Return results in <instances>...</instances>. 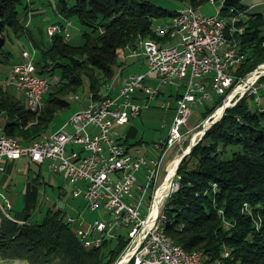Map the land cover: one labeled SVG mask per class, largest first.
<instances>
[{"label": "trees", "instance_id": "1", "mask_svg": "<svg viewBox=\"0 0 264 264\" xmlns=\"http://www.w3.org/2000/svg\"><path fill=\"white\" fill-rule=\"evenodd\" d=\"M175 1L199 7L208 0ZM243 1L225 0L222 13L244 14L237 23L243 32L236 40L246 59L235 71L244 76L264 62V14H247L249 6ZM58 2L59 23L75 22L81 43L74 44L63 34L48 43L33 41L38 50L37 74L49 82L44 108L38 114L29 111L21 96L0 84V126L25 145L48 136L56 115L69 107V96L86 91L93 92L95 99L107 96L103 90L122 66L120 51H137L142 40L166 41L152 31L153 22L176 12L152 0ZM21 4L22 0H0V72L11 59L10 45L20 37H31L20 16ZM260 98L258 105L254 95H245L226 108L180 163L178 189L164 206V232L186 251L201 252L205 264H264L262 91ZM221 101L214 96L213 106L201 114L203 120ZM10 211L0 210V262L113 264L125 245L121 240L105 241L100 247L86 248L60 210L48 209L40 220L29 212L22 221Z\"/></svg>", "mask_w": 264, "mask_h": 264}, {"label": "built area", "instance_id": "2", "mask_svg": "<svg viewBox=\"0 0 264 264\" xmlns=\"http://www.w3.org/2000/svg\"><path fill=\"white\" fill-rule=\"evenodd\" d=\"M26 1L30 5L31 0ZM217 2L219 8L212 16H203L198 7L189 4L180 10L181 17L160 24L154 20L152 31L157 36L165 38L167 27H175V36L154 41L153 47L146 46V40L140 42L139 50L134 52L142 57L145 71L128 75L116 95L95 99L93 92H87V104L50 136L25 145L8 141L0 127V171L4 170V161L12 163L27 157L34 164H47L51 172L62 174L64 181L74 186L72 196L82 198L89 211L101 213L76 230L82 244L95 248L105 241L125 242L114 264H201L199 256H186L167 242L161 231L164 200L179 186L174 182L176 174L170 180L171 189L162 188L170 169L156 188L163 155L157 159L140 153L130 155L113 130L152 108L161 90L171 84L177 85L179 94L168 137L155 145L161 153L183 141L193 130L184 131L183 127H189L194 108L214 96L223 100L218 109L221 111L247 94L254 95L261 105L264 63L244 76L235 72L246 59L236 40L243 32L237 22L244 14L224 16L222 0H212L213 4ZM179 23H187V30H180ZM71 26V20L49 25L48 39L63 34L70 40ZM37 54V48L32 46L22 50L21 60L11 66L5 79L7 87L21 94L29 111L37 103H44L49 88L48 79L37 74ZM70 99L78 102L80 95ZM161 108L167 107L162 104ZM215 113L207 121L215 120ZM201 125L205 126V122L196 127ZM153 187L156 189L151 198ZM2 198L10 211L13 203ZM66 221L70 224L74 219L67 217Z\"/></svg>", "mask_w": 264, "mask_h": 264}, {"label": "rangeland", "instance_id": "3", "mask_svg": "<svg viewBox=\"0 0 264 264\" xmlns=\"http://www.w3.org/2000/svg\"><path fill=\"white\" fill-rule=\"evenodd\" d=\"M56 1L58 2V0H37V4L40 6V8H39L40 12H38V15L34 19L33 26L37 25L38 23L40 24V27L43 31V37L42 38L44 39L43 41L46 43L50 42V40L47 39V37H48L47 36V27L49 25L57 23V21L61 19L60 16L57 15L54 11V4ZM152 1H153V4L157 5L158 7H161V8L166 9V10H170L172 12L178 11V10L182 9L184 6H186L185 4H182L181 2L175 1V0H152ZM22 2L23 3L19 7L20 16H22V14H23V10H22L23 5L24 4L26 5L27 1L25 0ZM30 2L32 3V0ZM68 2L70 3L69 0H68ZM243 4L249 6L247 14H250V13H263L264 14V0H244ZM218 6H219L218 2L213 4L210 1H207L203 5L198 7V12L200 14H202L203 16H212V15L216 14L217 9L219 8ZM162 22H163V19H157L155 21L156 24H160ZM70 28H71L70 29V35H71L70 41L74 44H80L81 43V32H80L79 27L77 26V24L75 22L72 21V26ZM32 47H35L34 43L32 44ZM132 54L135 57H132L131 56ZM14 56L15 57L7 60L6 64H4V67L0 72V84L5 85V79L7 76V70L6 69H8V67L13 62V60L16 59V54H14ZM120 58L126 64V66H124L125 67L124 68L125 73L134 72L135 70L137 71V68H138L137 66H139V63L141 62V59H142V57L137 56L135 52H133L129 49H125V51L121 50L120 51ZM87 92L88 91L78 93L80 95V101H83V100L87 101V99H88L87 98ZM109 92L110 93L112 92L110 90V86H108L107 88H105L103 90V94H107ZM71 96L68 97V100L70 102L69 107L66 108L65 110H62L61 112H59L56 115L54 122L50 126L49 132L53 133V132L60 130L61 127L65 124V122L72 116V114L77 109L76 107H78L79 101L76 102L75 100L70 99ZM213 103L214 102L212 99L208 103H206L205 105L196 106L193 110V115L191 116V118L188 122L189 127H183L184 131H186L189 128H191L193 130H191V132L189 134H187L185 136V138L183 139V141H181L178 145L171 147V148H168L163 153H161L160 150L156 149L155 145H157V143H161L162 141H165L168 137L169 130H170V124L168 121L169 120V118H168L169 110H167V109L165 110L162 108H160L159 110L145 109V110H143V112L138 117L132 119V121L130 123L132 125H135V127L138 130L136 140H140V139L144 140V142L142 144H140L138 148L141 151H150L151 156H154V157L156 156L155 159H157L159 157V155L160 156L163 155L162 171L158 177V181H157V184L155 185V187L156 186L158 187V185H160V183L163 181V178L167 175L166 173L168 172L171 164L174 163L176 161V159L182 157L181 155L184 154V152L188 149V147L191 143L199 142L200 139H202V137L204 136L205 132L209 129L208 128L207 130H205L204 126H202V125L196 127V123L202 124L205 122V125L207 123H211V120H213V118L210 121H207V120H209L210 116L212 114H214L216 110L219 109L221 104L219 107H217V109L213 113L208 115V117L206 119L203 120V118H202L203 116H201V114L205 111V109L207 107H212ZM152 104H153V102H152ZM219 119H218V121H219ZM2 121H3V119H0V122H2ZM129 126L130 125H128V124L124 125V126H119L115 130L119 134H124L128 131ZM67 130H70V129H67ZM195 134H199V135L197 136L195 141H192V138ZM120 142H124L123 139H120ZM25 167L28 168V165L27 166H22L19 164L17 165V169L21 168L22 169L21 171H23V168H25ZM37 173H38L37 166L31 165V168L28 172V175L30 176V178H34ZM43 174H44V176L48 175V177L51 178V180H54L56 183H59V186L61 189H62V187L65 189H68L67 188L68 185H66V186L64 185V182L66 184V181L63 180L62 174L51 172V170L49 168H43ZM42 180H43V178H42ZM174 182H177L176 175L174 176ZM56 186H55V188H54L55 190H54L51 188L50 185H45L41 182L38 197H37V203L35 205L34 212L32 213L33 214L32 218L34 220H40V218L43 217L46 210L51 208L53 203L59 205L60 208L63 206V204L66 201L74 203V199L71 197V194L68 193V192H70V190L65 191V194H63V196L61 198H59L58 197L59 188H56ZM155 187H153L151 192H150L151 198H152V195L154 194L155 189L157 188V187L156 188ZM19 188H20V186L18 187V189ZM169 189H171V186L169 187ZM168 198H166L164 200L165 201L164 206H165ZM80 201H82V200H80ZM3 203L4 202L2 201V198L0 197V210L2 212L6 213V212H8V209L5 208V204H3ZM23 211H24V205H23L21 198H19V200L14 204L12 211H10V213L12 216H15L16 213H20ZM86 214L93 216V214L89 213L88 210L86 211ZM95 214H97V213H95ZM96 216H98V214ZM115 261L113 262V264L115 263ZM0 264H3V261H1Z\"/></svg>", "mask_w": 264, "mask_h": 264}, {"label": "crops", "instance_id": "4", "mask_svg": "<svg viewBox=\"0 0 264 264\" xmlns=\"http://www.w3.org/2000/svg\"><path fill=\"white\" fill-rule=\"evenodd\" d=\"M22 1H25V0H22ZM69 1H70V3H74V1H76V0H69ZM26 6L27 5H25V4L23 5V8H22L23 14L21 17H22V20L24 22L25 27H27V29L29 30L31 37H27V36L20 37L19 39H16L10 45L9 49L12 52V55L10 58L12 59L13 57H15L14 54H16V59L13 60V62L8 67V69H6L7 75L9 72L8 70H10L11 66L21 60V51L22 50L30 49V47L33 44V41H40V40L43 41L44 40L42 38L43 37V31L40 27V24L38 23L37 25L33 26L34 19L38 15V12H40L39 11L40 6L37 4V0H32V3L30 5H28V7H26ZM25 8H27L26 11H24ZM61 10L62 9H61L60 3L56 1L54 4L55 13L57 15H60ZM59 21L60 20H58L57 23ZM47 39H48V37H47ZM131 56L135 57V56H133V54ZM121 64H122V66L117 71V74L115 75L112 83L110 85H108V86H110V90L112 92L107 93V95L108 94L116 95L118 90L122 86L124 80L128 77V75L133 74V73L144 72L145 68H146L143 59H141L139 66H137L138 67L137 71L135 70L134 72L125 73V71H124L125 67L124 66H126V64L122 60H121ZM15 93H16V95L21 96V94L18 93L17 91H15ZM177 94H179V90H178L177 85H175V84L168 85L167 87H165L161 90L158 97L153 101L152 108H150L153 110H159L161 108V105L165 104V106L167 107L166 109L169 110V112H168L169 120L168 121H169L170 126H171L173 117L175 115V103H176ZM86 104H87L86 100L79 101L78 107H76L77 108L76 110L80 109L81 107H84ZM130 122L128 123V125H130L129 129L124 134H119L115 130L117 127L124 126V125L116 126L113 130L114 137L119 141H120V139H123L124 142H122V143L127 147L130 155L131 154L136 155V154L140 153V154L147 156V158L155 159L156 156L155 157L151 156L150 151H141L138 148L139 145L144 142V140L143 139L136 140L138 130L135 127V125H132ZM197 125H199V124L196 123V126ZM51 133L52 132H49L48 136H50ZM48 136H46V137H48ZM46 137H44V138H46ZM18 164L22 165V166L28 165V168L25 167V168H23V171H21L22 170L21 168L17 169ZM31 165L37 166V169H38V173L35 175L34 178H30V176L28 175V172L31 168ZM176 165H177V163H176ZM3 166H4V170L0 171V197L2 198V196H3L9 202L13 203L12 208H13L14 204L19 200V198H21L23 205H24V211L15 214L14 217L16 220L22 221L25 219L26 215L29 212H34V208H35V205L37 203V197H38L41 182L45 185H50L52 189H54L55 186L57 185L56 188H59V190H58V197L59 198H61L63 196V194H65V191L70 190V192H68V193L71 194V197L74 199V203L66 201L61 208L59 205L53 203L51 208H49V209L54 210V211L60 210L61 212H63V214H64L63 216H64L65 221H66L67 217L74 219L73 223L69 224L67 221L66 222L73 228V230L75 232L78 229L84 228V226L86 225L87 222L88 223L92 222L100 216L101 213H97L98 216H96L97 214L89 211L87 206H86V203L84 202V200L82 198H74L72 196V191L74 189V186L72 184L67 183V181H66V184L64 182V185L65 186L68 185V187H67L68 189H65L63 187L61 189L59 186V183H56L54 180H51V178H49L48 175L44 176L43 168H48L47 164L37 165V164L32 163L29 160V158L22 157L21 159L14 161L12 163L10 161H4ZM42 178H43V180H42ZM19 186H20V188L18 189ZM2 200H3V198H2ZM80 200H82L83 202ZM87 210L89 213L93 214V216L87 215L86 214Z\"/></svg>", "mask_w": 264, "mask_h": 264}, {"label": "bare ground", "instance_id": "5", "mask_svg": "<svg viewBox=\"0 0 264 264\" xmlns=\"http://www.w3.org/2000/svg\"><path fill=\"white\" fill-rule=\"evenodd\" d=\"M212 3V0H208ZM225 5V0H222V8ZM181 10V9H180ZM178 10L175 12V15H173L172 17H169L167 19H163V20H171L175 17H181V11ZM223 10V9H222ZM180 24V30H187V23H179ZM175 36V27H167L165 30V38H173ZM146 46H154V41L153 40H146ZM124 51V50H123ZM122 56V55H121ZM77 94H74L71 96L72 97H76ZM45 103H37L36 107H34L33 110H31V112H40L43 108H44ZM26 107V106H25ZM38 114V113H37ZM222 115V111L218 110L215 114L216 119L215 120H211V123H208L207 125L204 126V129L207 130L208 128H210L212 126V123L216 122ZM204 130V131H205ZM203 131V132H204ZM202 132V133H203ZM201 133V134H202ZM199 134H195L192 138V141H195V139L197 138ZM4 136L5 138H8V141H18L16 138L14 137H10L8 136L5 132H4ZM179 158L176 159V161L174 163L171 164L170 166V174L168 176V180L163 183L164 185L162 186V188L167 189L170 186V180L171 178L174 176L175 171H176V163H178ZM174 165V166H173ZM166 220V218H163V220H161V231L163 232V237L164 239H166L167 242H169L170 244H172L177 250H179L180 252H182L183 254H185L186 256H199V263L201 264H205L204 262H202V253L199 251H193V252H188L185 249H183L179 244H177L172 238L171 236H168L165 232H164V227H163V223ZM227 256H228V252H227Z\"/></svg>", "mask_w": 264, "mask_h": 264}, {"label": "water", "instance_id": "6", "mask_svg": "<svg viewBox=\"0 0 264 264\" xmlns=\"http://www.w3.org/2000/svg\"><path fill=\"white\" fill-rule=\"evenodd\" d=\"M226 109L225 108H223V110H222V114H224V111H225ZM220 119H221V117H220ZM219 119V120H220ZM218 121V120H217ZM216 121V122H217ZM216 122H214V123H212V125L213 124H215ZM201 140V139H200ZM196 143H198V142H196ZM196 143H191L190 145H189V147H188V149L184 152V154H182L181 156L182 157H180L179 158V161H178V163H177V166H176V171H175V174L177 173V170H178V167H179V165H180V163L182 162V160L191 152V149L193 148V146L194 145H196ZM1 217H0V227H1ZM3 261V260H2ZM3 264H31V263H29L27 260H22V259H14V260H8V261H3Z\"/></svg>", "mask_w": 264, "mask_h": 264}]
</instances>
